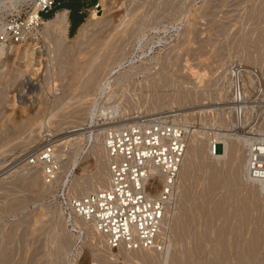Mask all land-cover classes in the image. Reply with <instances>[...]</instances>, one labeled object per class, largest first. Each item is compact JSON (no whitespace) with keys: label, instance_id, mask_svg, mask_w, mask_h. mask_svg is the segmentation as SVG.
<instances>
[{"label":"rangeland","instance_id":"obj_1","mask_svg":"<svg viewBox=\"0 0 264 264\" xmlns=\"http://www.w3.org/2000/svg\"><path fill=\"white\" fill-rule=\"evenodd\" d=\"M83 5L82 25L97 12L99 26L67 54L82 25L70 33L69 23L66 35L49 32L46 23L62 10L53 8L37 29L30 25L35 0H0V32L13 19L28 24L31 36L26 43H0V264H264V185L238 172L247 150H264V0ZM101 66L99 93L84 98L85 82ZM114 108L118 118H100ZM159 113H179L192 150L189 174L179 177L176 204L164 221L168 245L164 251L109 250L93 227L76 221L82 235L75 232L51 196L64 180L77 195L99 189L106 170L92 154L94 137ZM48 133L69 169H62L56 187L34 192L22 181L35 172L43 181V172L25 163ZM223 135L236 149L214 168L208 147Z\"/></svg>","mask_w":264,"mask_h":264},{"label":"built area","instance_id":"obj_2","mask_svg":"<svg viewBox=\"0 0 264 264\" xmlns=\"http://www.w3.org/2000/svg\"><path fill=\"white\" fill-rule=\"evenodd\" d=\"M35 2L37 24L30 22V25L39 26L56 0ZM24 36L23 26L10 19L0 32V43L21 42ZM178 115L159 113L107 128L104 147L110 183L97 191L77 195L67 180L56 185L62 164L49 133L46 144L33 154L28 165L42 169L46 185L58 187L51 196L52 201L60 206L75 232L80 233L73 226L77 217L91 222L109 248L164 251L168 245L163 232L164 220L176 200L178 176L189 141V130ZM212 152H216L215 147ZM160 174L164 184L156 193L150 185L158 182ZM248 174L252 182L264 183V162L252 164ZM1 217L0 200V228Z\"/></svg>","mask_w":264,"mask_h":264},{"label":"bare ground","instance_id":"obj_3","mask_svg":"<svg viewBox=\"0 0 264 264\" xmlns=\"http://www.w3.org/2000/svg\"><path fill=\"white\" fill-rule=\"evenodd\" d=\"M96 12V11H95ZM97 13V12H96ZM96 13H93V15L90 17V19L84 24L82 25V27L80 28L79 30V33H78V36L77 38L73 41L72 45L69 47L67 46L65 51H67L66 53L67 54H71V52H73V47L72 46H76L77 49H81V46L85 43V40L87 38H89L91 32L93 31V29L97 28L99 26V18H98V15ZM37 14V13H36ZM35 14V17H33V21H31V23L33 22L34 25L37 24V21H36V18L38 17V14L36 15ZM39 20V19H38ZM44 19L42 20L41 24L43 23L44 24ZM28 25V24H27ZM24 25L23 28H24V32H25V43L27 40L31 39V36H27V31L29 30V25ZM35 28L37 26H34ZM68 27H69V19H68V13L67 11H62V12H59L52 20H50L49 22L46 23V28L47 30L50 32V31H63V34L66 35L67 33V30H68ZM28 29V30H27ZM38 29V27H37ZM33 32L30 33V35L32 34ZM35 35L37 36V34L35 33ZM66 39V38H65ZM8 42H14L16 43L15 41H8ZM8 42H3V43H8ZM2 43V44H3ZM17 44V43H16ZM32 52V51H30ZM29 52V53H30ZM76 52V51H74ZM73 52V53H74ZM78 52V51H77ZM28 53V54H29ZM66 63H70L68 60L69 58L65 59ZM95 65V64H94ZM104 70V67L101 66L84 84V87L86 88V91H85V96L84 98H89L90 96H95L97 95V93H99V89H98V86L99 84L101 85L103 83L104 80H102V83H100V73L101 71ZM102 75V74H101ZM103 77V76H101ZM109 81V80H108ZM102 86H100L99 88L101 89ZM103 88V87H102ZM82 89V88H81ZM84 89V88H83ZM101 91V90H100ZM105 91V90H104ZM237 91V90H236ZM103 92V90H102ZM83 94V93H82ZM241 94L242 92L240 91L239 92V95H238V91H237V98H235V101L236 99H238V104H239V101H240V97H241ZM99 96V94H98ZM242 99V97H241ZM160 104V103H159ZM81 106V105H80ZM80 108V107H79ZM83 110V109H82ZM82 110H77V112H81ZM78 112V113H79ZM241 113V112H240ZM239 113V114H240ZM118 114H119V109L118 108H114L112 111H108L107 113L103 112L101 113V117L100 118H104L106 120H110L111 118L115 119V118H118ZM179 113H175L174 115H178ZM238 114V115H239ZM77 115V114H75ZM92 115V114H91ZM82 119H84L83 117H80ZM79 118V120H81ZM91 120H92V123L95 122V119H97L99 121V110L96 111L94 113V115L92 117H90ZM85 121V120H83ZM82 121V122H83ZM103 121V120H102ZM80 130V129H79ZM78 130V131H79ZM224 137H222L219 141L218 140H215L213 143H211L210 147H208L209 149V154H208V158H209V163L211 164V166H213L214 168L216 167H220L221 166V163L224 159H228L230 157H232V155L234 154V150L236 149V144L234 145L233 143H231V138H229L228 136H225L223 135ZM101 137H102V140H101ZM95 139L94 142H95V146H93V150H92V154L94 156H97V157H101L102 161H103V165L105 167V172H103L104 174L98 178V181H97V187H99V189L103 188V187H106L109 185L110 183V175H109V169H108V160H107V155H106V150H105V147H104V135L101 136V134H98L96 135V137H94ZM55 141V140H54ZM72 141V140H71ZM74 141H77V140H74ZM190 141V139H189ZM189 141H188V147H187V151H186V154H185V158H184V161H183V164H182V167H181V170H180V173H179V176H178V180L182 177H184V175L186 174H189V158L191 159L190 157V154L192 153V150L191 148L189 147ZM248 141V140H247ZM68 143V142H67ZM74 143V142H73ZM251 143V142H250ZM65 144V143H64ZM75 144V143H74ZM224 145V155L221 156V155H218L219 153V148L221 147V145ZM69 145H71V143H69ZM198 148H197V153L200 155L199 157H203L205 155V151L201 148L200 144L197 145ZM196 146V147H197ZM58 147V145L56 144V148ZM215 147L216 149V152L215 154H213V152H211L213 150V148ZM43 148V147H42ZM206 150V149H205ZM248 152L246 153V155L244 156V160L242 162V165L240 166V170L238 172L240 173H244L245 175H247L248 177V169L250 171V166L252 164H258V163H262L264 162V150L263 149H257L256 147L254 148L253 146L247 150ZM58 154V153H57ZM197 154V155H198ZM217 156V157H216ZM59 157V156H58ZM194 158V157H193ZM198 158V157H197ZM202 159V158H201ZM203 160V159H202ZM229 160V159H228ZM200 163V162H199ZM25 164L28 165V162H26ZM191 164V163H190ZM218 165V166H217ZM208 166V165H207ZM32 167V166H31ZM78 167V163L75 162L74 163V168L76 169ZM187 167V169H186ZM64 170L66 171L67 169H69V165L67 164H64L63 166ZM62 166H61V173H60V176H59V179L58 181L63 177V172H62ZM185 168V169H184ZM38 169V168H36ZM42 170V169H41ZM184 171H187L186 174H184L185 172ZM43 172V171H42ZM181 176V177H180ZM180 177V178H179ZM217 178V177H216ZM43 181L45 183V178H43ZM42 181V178L40 176V173L39 172H35L33 174H31L30 176H27V178H25L22 182L24 183V185L29 188L31 191H34V192H38L39 191V188H42V189H47L51 186H48L46 184H44ZM57 181V182H58ZM65 181V180H64ZM74 189L75 191L78 192V190L80 189V185L77 183V181H74ZM258 185L260 183L256 182ZM164 184V177L160 174V176L158 177V182H152L151 183V188L154 190V188L157 190L159 189V191L156 193H159L161 188H162V185ZM256 184V185H257ZM264 185V183H261ZM91 188H93L92 186H90ZM73 188V186H72ZM177 196H178V182H177ZM97 189L96 187L93 188L94 191H97L99 190ZM257 189H260V187H258ZM264 189V188H263ZM155 191V190H154ZM177 196H176V199H177ZM176 204V200H175V203L174 205L172 206V208L168 211V214L169 212L173 209V207L175 206ZM222 207V206H221ZM1 213H2V209H1ZM167 217H165V220H166ZM164 220V221H165ZM76 221L79 222L83 227H86V228H89V229H92L94 228L93 224L89 221H86V220H83V219H80V218H77L75 217L74 218V221H73V226H75L76 224ZM75 222V224H74ZM68 224V223H67ZM1 227H2V223H1ZM93 227V228H92ZM78 228V227H77ZM1 229V228H0ZM79 229V228H78ZM88 229V230H89ZM95 229V228H94ZM80 230V229H79ZM96 232V231H95ZM97 236L99 238L102 239L103 243H104V246L106 248H108L109 250L112 249V248H109L107 245H106V242H105V238L98 234L96 232ZM80 235H82V232L80 231ZM79 235V236H80ZM68 237V236H67ZM65 241V240H64ZM69 245H72V240L70 239L69 240ZM120 250H124L125 248L123 247H119ZM119 248H115V249H119ZM127 250V249H126ZM131 252H135L136 251H145V250H129ZM124 257V256H123ZM241 258V257H240ZM243 258V257H242ZM239 260V259H238Z\"/></svg>","mask_w":264,"mask_h":264},{"label":"trees","instance_id":"obj_4","mask_svg":"<svg viewBox=\"0 0 264 264\" xmlns=\"http://www.w3.org/2000/svg\"><path fill=\"white\" fill-rule=\"evenodd\" d=\"M54 8L62 10L70 9V33H74L84 23L85 15L83 11L81 12L83 0H56Z\"/></svg>","mask_w":264,"mask_h":264},{"label":"crops","instance_id":"obj_5","mask_svg":"<svg viewBox=\"0 0 264 264\" xmlns=\"http://www.w3.org/2000/svg\"><path fill=\"white\" fill-rule=\"evenodd\" d=\"M83 8H84V5H83ZM83 8H82V9H83ZM60 11H61V12H62V11H67V13H68V12H70V9L59 10V11L56 12L55 16H56ZM81 12H82V10H81ZM68 18H69V17H68ZM69 23H70V25H71V22H69Z\"/></svg>","mask_w":264,"mask_h":264}]
</instances>
